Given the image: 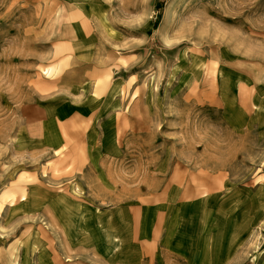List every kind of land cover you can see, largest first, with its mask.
<instances>
[{
  "label": "rangeland",
  "instance_id": "374dc122",
  "mask_svg": "<svg viewBox=\"0 0 264 264\" xmlns=\"http://www.w3.org/2000/svg\"><path fill=\"white\" fill-rule=\"evenodd\" d=\"M0 264H264V0H0Z\"/></svg>",
  "mask_w": 264,
  "mask_h": 264
},
{
  "label": "crops",
  "instance_id": "0c3cea01",
  "mask_svg": "<svg viewBox=\"0 0 264 264\" xmlns=\"http://www.w3.org/2000/svg\"><path fill=\"white\" fill-rule=\"evenodd\" d=\"M110 135H108V138L106 139V141L103 143V150L105 151L104 153H106L105 155H110V156H113V155H116L117 154V151L118 149L115 148V140L113 137H109ZM109 143L111 144V146H109ZM102 150V149H101ZM103 154V153H102ZM87 230V229H86ZM100 230V229H99ZM78 231V230H77ZM101 234H105L106 233V230L104 228H102L101 230ZM73 234V233H72Z\"/></svg>",
  "mask_w": 264,
  "mask_h": 264
}]
</instances>
